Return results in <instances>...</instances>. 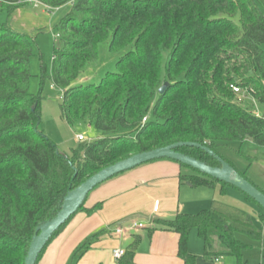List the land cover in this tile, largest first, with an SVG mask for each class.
Segmentation results:
<instances>
[{
  "label": "trees",
  "instance_id": "1",
  "mask_svg": "<svg viewBox=\"0 0 264 264\" xmlns=\"http://www.w3.org/2000/svg\"><path fill=\"white\" fill-rule=\"evenodd\" d=\"M27 1L52 10L71 6L56 27L61 46L55 48L50 76L43 66L44 79L64 91L62 118L70 126L89 124L98 138L80 143L67 157L39 130L42 98L30 92L34 40L0 25V264H25L37 229L56 217L66 195L133 155L195 143L221 157L219 148L248 139L264 148V117L242 107L232 90L241 88L264 104V0ZM28 2L0 0L9 14ZM104 42H109L112 55L123 53L116 71L98 85H76L99 61ZM164 85L167 90L161 95ZM176 151L221 168L200 149ZM178 179L192 188L218 182L202 175ZM221 184L224 191L228 185ZM90 195L53 236L37 264L79 213L101 209V204L85 208ZM156 225L148 235L177 234L178 257L184 264H196L198 258L188 249L193 229L203 240V259L209 261L228 256L236 264H247L246 246L237 235L262 238L248 217L217 203L195 215L157 220ZM103 234L91 236L76 258L80 260ZM141 242L135 236L118 264H136Z\"/></svg>",
  "mask_w": 264,
  "mask_h": 264
},
{
  "label": "rangeland",
  "instance_id": "2",
  "mask_svg": "<svg viewBox=\"0 0 264 264\" xmlns=\"http://www.w3.org/2000/svg\"><path fill=\"white\" fill-rule=\"evenodd\" d=\"M22 1L28 2L27 0ZM27 6L26 7L33 11L34 14L42 13V7L35 8L34 4L32 3H28ZM70 7L71 6H69V8L65 7L60 10L45 14L46 17H49L51 20L49 24L44 25L45 20L42 19L43 22H36V27L33 28L34 23L29 21V29L26 30V33H23L22 31H16L20 34H25L31 37L35 43L34 57L31 60V73L33 78L31 80L30 92L33 96H40L42 98L40 107L41 123L39 125V130L42 131L44 135L48 137L53 143H55L59 151L67 157H71L72 150L76 149L80 143H91L98 138L97 132L89 124L79 123L74 126H70L62 118L60 106L62 104L64 91L54 87L49 78L44 79L43 66H46V75L50 76L55 48L56 46H61L59 39H57L58 30L56 27L60 20L68 14ZM9 17L10 15L8 11L2 8L0 4V25L6 24L9 20ZM122 56L123 53L119 55H112L109 52V42L102 43L99 47V61L87 68L85 76L83 77L84 79L81 78V80H79L76 85H98L107 73H113L116 71V63ZM246 95L247 94L245 91H243V94L241 93L237 95V97L241 100L242 107L249 109V111H251L254 115L264 117V104L257 103L250 96ZM77 136H82L83 140L78 141ZM219 154L225 160V162L233 167L241 176H244L245 179H247L253 186H255L258 190L264 191V148L256 146L252 140L248 139L241 143L232 142L224 145L223 147L219 148ZM161 162L168 161L162 160L160 163ZM170 163L178 165L173 161ZM180 168L181 175L183 176H201L191 168ZM127 173L121 174L116 178H119ZM116 178L108 182H111ZM170 180L176 181L177 179L175 178ZM222 188L223 186L219 182H214V185L200 186L196 188H192L188 185H181L179 189L180 191L179 193L176 192V195L178 197L179 194V199H181L180 206L182 205L181 207H183L184 211L186 210L183 212L184 214L195 215L202 212L203 210L210 209L213 203H217L234 208L244 216L248 217L251 223L257 229L262 231V238L260 241H255L246 235H237V239H239L246 246L245 250L243 251V263L264 264L263 209L257 203L247 198L245 194L239 190L231 186H226L224 191ZM94 192L91 193L90 197ZM135 223H137V225L142 223V228H134L130 230V232H127V235H131V243L134 240L135 234H140L142 237H144V241H147L145 238L148 237L149 230L153 229V223L147 217L142 215H135V217L131 219V225H134ZM89 238L80 246L84 245L89 240ZM98 242L99 241L95 240L93 246ZM147 244V242H144L145 246H147ZM80 246L77 247V249H75L73 252L69 264H78L79 258H76V253ZM219 247L220 246L217 245L216 249L218 248L221 250L222 248ZM188 249L191 254L198 256L196 264L237 263L234 258L228 256L218 257V262L215 260H204V243L196 229H193L190 232ZM91 250L93 249H90V251ZM142 252L143 250H140L138 254H141ZM43 257L41 258L40 262H42Z\"/></svg>",
  "mask_w": 264,
  "mask_h": 264
},
{
  "label": "crops",
  "instance_id": "3",
  "mask_svg": "<svg viewBox=\"0 0 264 264\" xmlns=\"http://www.w3.org/2000/svg\"><path fill=\"white\" fill-rule=\"evenodd\" d=\"M27 7L9 14L6 24L12 30L26 33L29 21L34 23L33 28L36 27V22H43L42 19L45 20L44 25L50 23L51 20L45 14L51 11L43 9L41 14H34ZM34 7L36 8L35 5ZM180 169L169 161H159L140 167L98 188L89 197L85 208L90 210L101 204V209L91 214L79 213L48 247L40 264H69L75 249L91 235L101 231H104L101 240L78 264H118L113 258V251H126L132 244L131 235H127V232L137 224L131 225V219L135 215L147 217L154 229L157 220H173L177 214H184L186 211L180 206L179 194L178 197L176 195L181 187L178 179ZM175 178L178 181L170 180ZM117 229H122L123 233L117 234ZM135 236L141 237L139 251L143 250L136 255V264H184L178 257L177 234L156 231L145 238L147 241L140 234ZM144 242L148 243L147 246Z\"/></svg>",
  "mask_w": 264,
  "mask_h": 264
},
{
  "label": "water",
  "instance_id": "4",
  "mask_svg": "<svg viewBox=\"0 0 264 264\" xmlns=\"http://www.w3.org/2000/svg\"><path fill=\"white\" fill-rule=\"evenodd\" d=\"M167 90V85L160 89L163 95ZM183 147L200 149L207 155L215 159L221 168H213L194 158L178 153L176 150ZM170 160L195 170L202 176L209 177L218 182L231 186L257 203L264 210V193L259 191L249 181L243 178L233 167L219 157L209 148L195 143H178L165 148L156 149L150 152L140 153L129 157L126 160L109 166L94 176L87 179L76 189L70 191L63 202L61 210L54 219L37 229V234L33 237L25 264H37L38 259L47 247L53 236L84 206L88 196L99 186L114 179L115 177L135 170L138 167L149 163Z\"/></svg>",
  "mask_w": 264,
  "mask_h": 264
},
{
  "label": "built area",
  "instance_id": "5",
  "mask_svg": "<svg viewBox=\"0 0 264 264\" xmlns=\"http://www.w3.org/2000/svg\"><path fill=\"white\" fill-rule=\"evenodd\" d=\"M28 3H33L35 6H36V8H38V7H42L44 10H46V11H56V10H52V9H50L49 7H46V6H44V5H42V4H40L39 2H28ZM57 39H59V35H57ZM232 90H233V92L236 94V95H239V94H243V90L241 89V88H238V87H232ZM147 122V118H145L144 120H143V124H145ZM77 140L78 141H82L83 140V137L82 136H77ZM134 228H142V225H137V224H135L134 225ZM116 233L117 234H122L123 233V230L122 229H117L116 230ZM125 255V251H123V250H115V251H113V258L116 260V261H118V260H120V259H122V257Z\"/></svg>",
  "mask_w": 264,
  "mask_h": 264
}]
</instances>
